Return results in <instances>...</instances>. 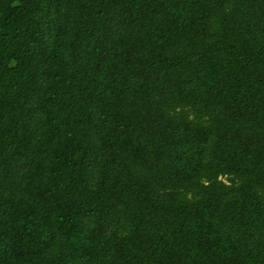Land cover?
<instances>
[{
    "label": "trees",
    "instance_id": "trees-1",
    "mask_svg": "<svg viewBox=\"0 0 264 264\" xmlns=\"http://www.w3.org/2000/svg\"><path fill=\"white\" fill-rule=\"evenodd\" d=\"M0 264H264V0H0Z\"/></svg>",
    "mask_w": 264,
    "mask_h": 264
}]
</instances>
